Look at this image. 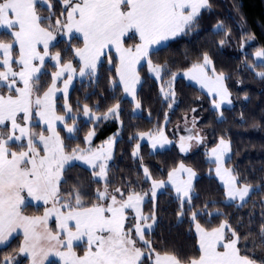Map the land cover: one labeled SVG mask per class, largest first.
<instances>
[{
  "label": "snow or ice",
  "instance_id": "obj_1",
  "mask_svg": "<svg viewBox=\"0 0 264 264\" xmlns=\"http://www.w3.org/2000/svg\"><path fill=\"white\" fill-rule=\"evenodd\" d=\"M58 2L61 5L59 17L54 23L46 24L56 15L53 11L55 0H0V28L10 30L8 34L13 38L11 42L0 41V52L3 53L0 60V68H3L0 70V247L7 246L17 230L23 233V243L17 255L3 257L0 264H18L20 254L30 258V264H45L50 255L60 257L63 264H257L247 252L241 254L238 247L240 234L227 220L218 227L206 229L196 222L201 214L198 211H191V220L196 222L198 255L182 260L175 253L161 254L146 239V233L154 231L159 223L155 203L149 215L143 214L142 204L149 196L155 202L159 190L171 185L175 199L179 201L178 216L183 218L185 205L189 209L194 207L191 194L195 171L181 162L168 172V179L164 181L152 178L149 168L142 165L144 181L151 183L149 192L121 188L110 192L107 162L112 159L114 139L109 138L99 149L77 146L69 151L57 130L59 122L67 138H76L79 128L76 117L72 115L73 109L67 102L69 85L77 74L81 78L96 76L103 59H107L110 66L114 65L115 76L123 92L132 97L139 109L136 86L141 83V77L137 66L141 61L146 62L149 73L163 81L161 73L164 68L153 64L150 58L153 46L187 35L198 25L203 11L211 9V0ZM38 3L47 5L49 16L40 15ZM73 33L80 34L83 40V47L71 49L79 58L78 73L72 62H61L60 52L50 54V45L57 35L71 37ZM136 36L139 43L125 47L124 38ZM68 42L70 44V39ZM14 45H18V58L13 56ZM40 45L42 49L38 47ZM112 49L117 53L115 61L109 55ZM256 56L264 57V50L258 51ZM46 58L55 62L53 66L57 70L51 73V83L40 95L39 74H43ZM211 64L209 56L204 54L203 62L193 64L183 75L206 88L212 108L219 110L232 101L224 84L227 77L223 73L215 74L214 67L211 68L212 75H209ZM177 75L171 73L167 90L163 84L161 86L164 100L172 102L169 108L175 103L173 83ZM257 75L264 78V72ZM62 78L63 88H60L58 82ZM111 83L115 87L117 81ZM61 92L65 100V115L57 114L56 97ZM119 112L120 104L117 103L96 119H118ZM83 115L89 120L93 118L87 105L83 106ZM68 119L72 120L71 126ZM34 120L45 126L39 133L32 131ZM186 130L190 135L180 137L179 144L180 151L185 153L189 150L185 141L203 143L199 134L192 129ZM94 135V130L89 131L84 137L85 143L91 144ZM145 136L151 137L153 149H163L170 143L163 131L141 133L139 138ZM13 145L18 150H13ZM140 147L136 145L132 153L134 159H142L138 156ZM229 151L230 143L221 137L217 147L211 149V156L216 164L215 175L222 182L226 197L232 203L239 200L241 203L236 207L240 208L247 202L251 186H240L234 171L224 167ZM77 162L93 170L96 182L105 181L103 190L96 189L93 194L96 203L86 205L79 188L73 189L68 199L61 195V184L67 183L64 173L77 166ZM25 194L45 205L51 203L52 207L46 208L43 216L24 215ZM126 210H131L134 215L129 216ZM52 216H55L56 231L48 227ZM258 235L264 245V224ZM77 244L83 245V255L74 250ZM260 264H264V260Z\"/></svg>",
  "mask_w": 264,
  "mask_h": 264
},
{
  "label": "trees",
  "instance_id": "obj_2",
  "mask_svg": "<svg viewBox=\"0 0 264 264\" xmlns=\"http://www.w3.org/2000/svg\"><path fill=\"white\" fill-rule=\"evenodd\" d=\"M55 3L53 11L59 17L61 6L58 0ZM9 37L7 32H0V39ZM68 41L60 37L51 44L52 50L61 53V60L73 59L72 46L81 45L77 36L70 38V44ZM260 50H264V0H211V9L203 11L198 25L187 35L172 38L151 51L152 62L164 68L161 73L163 81L157 82L144 67L140 68L142 77L137 88L139 109H135L134 102L123 94L118 82L115 87L112 86L111 82L117 81L115 67L110 66L107 59H103L102 65L98 66L96 76L76 80L70 89L68 101L74 111L87 105L97 117H102L110 107L120 104L118 119L109 117L88 121L78 117L76 138L69 139L62 133L70 151L74 147L85 146L84 136L91 127L95 131L92 139L94 146L118 132L107 174L110 190L122 186L125 191L137 190L136 182L140 179V188L148 192L150 181H144L142 165L149 168L154 179H162L181 160L195 170L191 194L194 207L189 209L185 205L183 218L178 216L179 201L170 186L159 191L155 202L148 197L143 203V210L148 215L155 203L159 223L154 231L146 233V239L160 253H175L182 260L198 255L191 211L201 213L197 221L205 228H213L227 220L239 232V244L250 237L254 246L264 251L258 235L264 224V78L257 75L264 72V57L256 56ZM204 54L209 56L215 72L227 77L224 83L232 103L222 106L220 113L212 108L206 92L179 75L193 64L202 62ZM171 73L178 75L173 83L175 103L169 108L172 102L164 100L161 86L171 80ZM48 75V68L40 74L45 77L44 83H47ZM195 108L200 117L198 125L205 128L209 142L206 141L205 145L203 142L202 146L183 154L177 146V138L172 134L171 143L163 149L151 151L147 142H140L138 156L142 159L133 158L139 133L163 128L171 131L183 115L187 116ZM219 137L226 138L230 143L229 161L234 164V171L242 181L252 185L247 202L240 208L236 205L241 202L225 200L224 187L212 174V162L206 158V146L215 143ZM92 171L77 163L64 173L67 183L61 184V193L69 194L74 188H79L84 194L85 204H92L95 190L102 189L105 184L102 180L96 182ZM23 211L40 213L42 207L28 203ZM217 212L221 214L214 215ZM20 237L15 236L7 246L0 247V259L17 255ZM75 247L79 248L77 253L83 249L82 244ZM18 264H28L27 257L20 254ZM46 264L61 263L52 258Z\"/></svg>",
  "mask_w": 264,
  "mask_h": 264
},
{
  "label": "rangeland",
  "instance_id": "obj_3",
  "mask_svg": "<svg viewBox=\"0 0 264 264\" xmlns=\"http://www.w3.org/2000/svg\"><path fill=\"white\" fill-rule=\"evenodd\" d=\"M60 6H61V5H60ZM37 7H38V10L40 11V15H42V16H49V15H50V12H49V10H48L46 4L38 3ZM56 18H57V16H53V17H52V20H50V21H46L45 23H46V24H47V23H54V20H55ZM2 31L8 33V31H10V30H7V31H6L5 29L0 28V32H2ZM72 36H77V37H79V38L81 39V45L78 46V47H83L82 36H80V34H78V33H73V34L71 35V37H72ZM130 36H131V34H130ZM60 37L65 38V39H70V38H71V37L63 36L62 34H61V35H57V39L60 38ZM12 39H13V38L10 36L8 39H0V41H3V42H11ZM52 42H53V41H52ZM164 42H166V41H164ZM164 42H162V43H164ZM124 43H125V47H132V46H134L136 43H139L138 36H136V37H134V38L125 37V38H124ZM162 43H161V44H162ZM51 44H52V43H51ZM158 46H159V45H155V46H153V49H155V48L158 47ZM38 47L42 49V45H40V46H38ZM72 47H73V48H76V47H74V46H72ZM14 49H15V51L13 52V56L16 57V58H18V55H17V54H18V45H14ZM153 49H152V50H153ZM56 52H59V51H57V50H52V49H51V45H50V54H53V55H54ZM109 55H110V56H113V58L116 59L117 53L115 52V49H112V50L109 52ZM2 59H3V53L0 52V60H2ZM102 59H103V58H102ZM61 62H62V63L72 62L73 66L77 69V73H78V69H79V66H80V62H79V58L74 56V53H73V59H71V60H61ZM202 62H203V61H202ZM202 62H200V63H202ZM54 63H55V62H54V61H51L50 58H46L45 69H47V68L49 69V75H48L47 83H44V81H45V77H41V76H40V79H39V84L41 85V92H40V95H42V94H43V91H46V90H47V87L50 85V83H51V73L57 70V69L53 66ZM153 64H154V63H153ZM13 66L15 67V65H13ZM141 67H144L145 71H146L149 75H151L152 77L155 78L154 74H150V73H149L148 66H147L146 62H144V61H141V64L137 66V71L139 72L140 77H142V76H141V72H140V68H141ZM190 67H191V66H190ZM190 67H188L187 69H185V70H183L182 72H180L179 75L183 76L187 81H189V82H191V83L197 85L198 87H200V85H199L198 83H196V81L189 80L187 77H185V76L183 75V73L186 72ZM211 68H212V64H211L210 67H209V75H212ZM45 69H44V70H45ZM0 70H3V68H0ZM44 70H43V71H44ZM215 74L218 75L217 72H215ZM39 75H40V74H39ZM66 75H67V74H65V77H66ZM161 75H162V74H161ZM83 78H84V77H83ZM83 78L79 77L78 74H77L76 76H74L73 81H72V83L69 85V88H68V97H69L70 89H71V87L74 85L75 81H76V80H81V79H83ZM116 79H117V82H118V77H116ZM155 80H157V82L160 81V80H158V79H156V78H155ZM62 81H63V78L61 79V81L58 82V87H60V88H63V82H62ZM168 81H169V80H168ZM43 83H44V84H43ZM224 84H225V83H224ZM166 85H167V82H165V85H164V86H165V90H167ZM21 86H22V85H21ZM120 86L122 87V85H120ZM138 86H139V84L136 86V88H138ZM200 88H201V87H200ZM201 89H202L204 92H206V94L209 96V102H210V100H211V96L208 94V90H207L206 88H201ZM122 90H123V89H122ZM4 94H5V95L8 94L6 90H4ZM123 94H124L126 97H128L129 99H131V100L133 101V99H132L131 96L126 95L124 92H123ZM229 98L231 99V97H229ZM67 102H68V104H69V101H68V100H67ZM133 102H134V104H135V101H133ZM64 103H65V100H64V97H63V93H62V92H61V93H57V97H56V107H57V114H58V115H65V112H64V109H63V105H64ZM69 105H70V104H69ZM210 105H211V103H210ZM224 105H229V104H224ZM224 105H222V106H224ZM211 106H212V105H211ZM135 109H136V107H135ZM221 109H222V107H221ZM221 109H219V110H217V111L220 113ZM193 110H194V109H193ZM193 110H191V112H190L187 116H186V115H183L182 120L179 121V123H177V124L174 126V128H172L171 131H166L164 128H163V129H159V131H163V132H164L166 138L168 139V141H170V143H171L172 134H173V135L177 138V139H176V140H177L176 142H177V146H178V148H179V144H180V137H182V136H183V137H187L188 135H190L189 131H187L186 129H192L194 132H196L197 134H199V136L202 137L203 142H205L204 145L206 144V141H208V142L210 141V140L207 138V136H206L207 133H206V131H205V128L200 127V126L198 125V123H199L198 121H199V119H200L199 114L197 113L198 110H196V108H195V111H193ZM72 115H74V116L76 117V123H77V119H78V117H82L84 120H88V121H89V118L83 115V107H82V109L79 110V111H74V110H73ZM91 115H92V117H93L92 120L95 121V119H96V117H97L98 115H97L95 112H93L92 110H91ZM37 119H38V118H37ZM67 123H68L69 126H71V125H72V120H71V119H68V120H67ZM196 124H197V125H196ZM33 125H34V126L32 127V131L37 132V133H39L40 131H42V130L44 129V127H45V126L42 125V124H38V123H36V120L33 121ZM9 127H10V124H9ZM62 128H63V126H62L59 122H57V130L60 131V135H61V137H62V133H63L65 136H67L66 133H65V131L62 130ZM92 130H93V128L91 127V128L88 130V132H89V131H92ZM88 132H87V133H88ZM157 132H158V130H157V131H153V132H142V133H144V134H148V133L157 134ZM45 134L47 135L48 133H45ZM117 134H118V132H115L114 134L109 135L108 139L105 140L102 144H99V145L94 146V145H92V140H91V144H86V143H85V144H84L85 146H84V147H81V148H89V147H91V148L94 149V150H95V149H99V148L105 146V142L108 141L109 138H113L114 141H115V139H116V137H117ZM140 134H141V133H139L138 135L140 136ZM86 135H87V134H86ZM86 135H85V136H86ZM85 136H84V137H85ZM204 138H205V140H204ZM220 138H221V137H219L215 143H213V144H209L208 146H206L205 149H206V158H207V160H209V161L212 162V163H211V172H212V174L217 178V180L219 181V183L223 186V184H222V182L220 181L219 177H217V176L215 175V167H216V164L214 163V157L211 156V149L217 147ZM223 138H224V137H223ZM92 139H93V137H92ZM224 139H225L226 141H228L226 138H224ZM142 141H145V142H147V143L149 144V148H150L151 151H152V150H155V149H153L152 146H151V137L145 136L144 138H139V140L137 141V143H136L135 146H134L133 151L136 149V145H137V144H140V142H142ZM84 142H85V141H84ZM228 142H229V141H228ZM170 143H169V144H170ZM185 143H186V146L189 145V150H188L187 152L192 151V150H195V149L198 148L199 146H202V143L198 144V143L196 142V140L185 141ZM169 144H168V145H169ZM168 145H167V146H168ZM113 148H114V147H113ZM179 149H180V148H179ZM13 150H18L17 147H16V145H13ZM230 152H231V151H229V152L226 154L224 167H226V168H228V169H232V170L234 171V164H232V162L229 161L230 156H231ZM182 153H183V154H186L185 152H182ZM112 157H113V151H112ZM111 160H112V159H111ZM109 162H110V161L107 162L108 165H109ZM181 162L184 163V165H185L186 167H188V168H192V167H190L189 165H187V163L184 162L183 160H181V161H180V162H179L174 168L178 167L179 164H180ZM77 163H81V164H82V162H77ZM84 166H86L87 168H90V167H88L87 165H84ZM90 169H91V168H90ZM172 169H173V168H172ZM172 169H171V170H172ZM192 169H193V168H192ZM171 170H169V171H171ZM193 170H194V169H193ZM169 171H168V172H169ZM194 171H195V170H194ZM168 172L166 173V175H165L162 179H156V180H164V181H167V179H168V175H167ZM195 173H196V172H195ZM234 173L237 175V173H236L235 171H234ZM237 177H238V179H239V181H240V186H243V185L247 184V185H250V186H251V190H252V185H251V184H249L248 182L242 181V180L239 178L238 175H237ZM183 178H184V179L187 178V177H186V174L183 175ZM194 179H195V178H194ZM101 180H102V179H101ZM102 181H104V180H102ZM141 182H142V181H141L140 179H137V182H136V183H137V185H138L137 188H139V189H137L136 191L147 192L146 190L140 188V186L142 185ZM193 182H194V180H193ZM120 186H121V184H120ZM168 186L171 187V185H168ZM150 187H151V183H150ZM150 187H149V190H150ZM223 187H224V186H223ZM61 188H62V187H61ZM120 188L124 190L123 186L120 187ZM74 189H75V188H74ZM171 189L173 190V193H174V189H173L172 187H171ZM101 190H103V188H102ZM149 190H148V192H149ZM224 190H225V188H224ZM72 191H73V190H72ZM109 191L112 192V191H114V189H111V190H110V188H109ZM159 191H161V190H159ZM192 192H193V191H192ZM70 193H71V192H70ZM174 194H175V193H174ZM61 195L64 196L65 199H68V198H69V195H68V194L61 193ZM25 196H26V194H25ZM149 197H150V196H149ZM118 198H119V197H118ZM146 198H148V197H146ZM146 198H145V200H146ZM225 200L228 201V202H230V201L228 200V198L226 197V194H225ZM83 201H84V199H83ZM28 203L33 204L35 207L38 206V205H40V206L42 207V211H41L40 213H33V214H28V213H26V212L23 211L24 215H27V216H43L45 209H46V208H50V207H52L51 203L45 205L42 201H34V200H32L30 197H27V196H26V204H28ZM84 203H85V202H84ZM93 203H96V200L93 201ZM236 203H240V201L237 200ZM26 204H25V205H26ZM57 207H59V205H57ZM142 211H143V214H144V215H148V214H146V213L144 212V210H143V204H142ZM126 213H127L129 216L134 215V213H133L131 210H126ZM196 222H198V221H196ZM196 222H193V226H192V227H193V231H194V233L196 234V237H197V233H196V230H195V223H196ZM149 223H151V221H149ZM198 223H199V222H198ZM200 225H201V224H200ZM201 226H202V225H201ZM218 226H219V225H218ZM218 226H215V227H218ZM48 227H49L51 230L56 231V220H55V216L50 217V219H49V221H48ZM202 227H204V226H202ZM215 227H213V228H215ZM204 228H205V227H204ZM206 229H211V228H206ZM18 235L21 236V237H20V242H19L20 245H21V244L23 243V233H22V230H17V232L13 234V236L10 238V240H11L13 237L18 236ZM10 240H9V241H10ZM77 245H78V244H77ZM197 245H198V237H197ZM245 245H247V248H245ZM75 246H76V245H74V250L77 252L79 248L77 249ZM82 246H83V245H82ZM238 247H240V249H241V254H242V255L245 254V252H247V254H249L250 257H254V258L256 259L257 264H260V261H261V260H264V251H263L262 249L258 248V247H255L250 237H247V238H246L241 244L238 245ZM77 254H78V255H83V249L81 248L80 252H78ZM161 254H164V253H161ZM22 255H24V254H22ZM24 256H25V255H24ZM25 257H26V256H25ZM52 258L59 260L60 263L63 264V262H62V260L60 259V257L55 256V255H50V256L48 257V260L45 261V264H46L50 259H52ZM27 262H28V264H30V258H28V257H27Z\"/></svg>",
  "mask_w": 264,
  "mask_h": 264
}]
</instances>
